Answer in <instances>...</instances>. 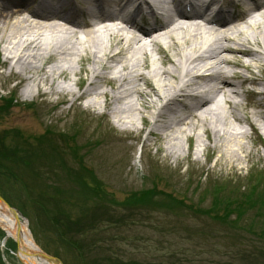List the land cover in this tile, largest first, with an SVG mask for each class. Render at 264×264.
<instances>
[{"label": "rangeland", "instance_id": "rangeland-1", "mask_svg": "<svg viewBox=\"0 0 264 264\" xmlns=\"http://www.w3.org/2000/svg\"><path fill=\"white\" fill-rule=\"evenodd\" d=\"M2 49L0 160L18 177H0V192L21 213L41 251L63 264H106L105 260L264 264V134L232 118H243L246 113L251 116L255 111H264V106L255 109L241 90L240 106L229 108L222 103L223 118L213 123L218 143L213 136L207 140L201 124L195 131L200 145L196 136L187 142L181 133L177 140L166 142L158 135L161 131L149 136L151 126L139 117L134 120L135 127L117 123L111 112L118 103L108 105L99 97V106L94 107L88 101L91 97L76 100L86 86L79 89L73 81L60 80L72 86L75 97L51 94L49 86L38 90L32 84L33 96L26 98L23 92L28 84H20L23 76L9 74L3 65ZM86 64L89 67L91 63ZM254 74L264 80V62L254 68ZM78 78L74 77L75 81ZM102 85V90H111L112 84ZM64 98L68 101L63 102ZM259 125L264 129L263 123ZM242 130L247 137H238L239 143L228 145L222 141L230 133L237 137ZM214 143L223 151H238L240 166L216 165L217 154L207 149ZM239 144L251 153L250 158L241 153ZM27 148L31 153H26ZM167 148L175 150V157L168 155ZM14 150L17 154L12 153ZM25 155L28 165L21 160ZM32 156L36 157L33 162ZM152 193L159 195L149 205L135 209L134 214L122 205L133 199L147 201L146 196ZM216 197L218 205H214ZM224 201H239L252 208L242 221L231 225L237 219L235 215L230 220H219L226 213L227 204L221 205ZM254 201L259 206L252 204ZM237 204L230 209L235 210ZM103 210L111 211L115 221L93 222L80 237L64 235V231L74 228L66 221L82 222ZM70 237L85 244L84 252L72 246ZM2 238L0 231V264H20L11 254L15 244L10 241L8 250H3Z\"/></svg>", "mask_w": 264, "mask_h": 264}, {"label": "bare ground", "instance_id": "bare-ground-1", "mask_svg": "<svg viewBox=\"0 0 264 264\" xmlns=\"http://www.w3.org/2000/svg\"><path fill=\"white\" fill-rule=\"evenodd\" d=\"M176 1L0 0L3 65L12 77L23 76L20 84H28L23 92L26 98L33 96L32 87L44 86L51 94L75 97L72 86L60 82L73 81L79 89L86 86L76 100L91 97L88 101L94 107L99 106V97L108 105L118 103L111 113L121 125L135 127L139 117L151 126L149 136L161 131L158 135L167 142L181 133L187 142L196 136L200 145L195 131L201 124L207 140L213 136L216 142L219 134L213 123L223 118L222 103L237 108L242 90L255 109L264 106V80L254 74V68L264 62V2L253 7L242 0H215L242 9L233 20L216 21L198 10L204 0H196L195 12L176 18L168 8ZM181 3L178 0V6ZM149 9L158 17L154 27L145 22ZM157 11L165 13V19ZM137 17H142L141 24ZM82 18L92 20L84 23ZM106 83L112 84L110 91L101 89ZM232 118L264 134L259 125H264V111ZM180 125L182 130L177 128ZM237 134L230 133L222 141L230 145L239 143L238 137H247L243 130ZM216 143L207 147L217 154L215 164L238 168V151H223ZM238 149L250 158L240 144ZM167 152L175 157V150L167 148ZM21 230L11 254L20 264H49L35 256L40 249L26 221L21 222ZM0 231L1 247L8 250L9 242L17 238V224L1 204Z\"/></svg>", "mask_w": 264, "mask_h": 264}, {"label": "trees", "instance_id": "trees-1", "mask_svg": "<svg viewBox=\"0 0 264 264\" xmlns=\"http://www.w3.org/2000/svg\"><path fill=\"white\" fill-rule=\"evenodd\" d=\"M48 137L51 139V142H52L53 140L51 138V135L48 136ZM48 141H49V139H48ZM45 143H47V142H45ZM28 151H29V153H31V151L27 148L26 149V153ZM12 153H16V151L14 150ZM21 153L24 154V152H21ZM21 160H24L26 165H28L29 161L27 163L28 159H27L26 155L24 156V159H21ZM35 160H36V157H34V156H32V158L30 159L31 162H33ZM12 171L13 170L11 169V167L5 166V162L3 160H0V177L1 178H5L6 179L7 177H9V178L16 177L17 174L14 173V171L13 172ZM2 195L11 204V202L8 200V198L4 194H2ZM157 195H159V193L148 194L149 197L146 196L148 198L147 201H146L145 198H141L140 200H138V199L134 200L133 199L132 201H128L127 203H124L122 205H123V207L126 206L125 208L130 213L134 214L133 211L135 209H137L138 207H141L142 205H145V204H146V206H147V204L149 205V201L153 200V198H156ZM214 199H215V201H214L215 204L214 205H218L219 197H216ZM236 203H239V204L236 205L235 210H231L230 208L232 206L234 207V205ZM225 204H227V203H225V201H224L221 205H225ZM252 204H255L256 206H259V204L257 202H255V201ZM154 205H156V203ZM249 206H251V204L246 205V203H245V204L240 205L239 201L229 202L224 207L225 210H226L225 215L224 216L222 215L221 217H219V220L221 221V218L230 220V217L231 216L234 217V215H235V217L237 219L233 220L230 223H231V225L232 224H237V223H239L240 221H242L244 219V216L248 213V210H251L252 207L249 208ZM88 217H89L88 220L87 219L85 221L81 220L82 222L71 223L70 221H66L67 225H73L74 224V228L73 229L70 228L71 230H69V231H64V233H65L64 235L70 234L71 236L76 235L77 237H80L81 235L86 234L88 232V230L92 228L91 225H93V222L96 223L97 221H100V220H106V222L115 221V219H113L115 216L112 214L111 211H108V210H103V211H101L99 213L91 214ZM256 217H260V215H258ZM117 221H122V219L117 218ZM62 225H66V224H62ZM89 227H91V228H89ZM62 228L66 229L65 227H62ZM87 228H89V229H87ZM262 233H264V232L262 231ZM70 238H73V237H70ZM71 241L73 242L72 246L75 247L77 251H79L81 253L84 252V250H83V247L85 245L84 243H81L80 241L75 240L74 238L71 239ZM105 263L106 264H139V263H137L135 261H131V262L125 263V262H121V261H118V260H114V261L105 260Z\"/></svg>", "mask_w": 264, "mask_h": 264}, {"label": "water", "instance_id": "water-1", "mask_svg": "<svg viewBox=\"0 0 264 264\" xmlns=\"http://www.w3.org/2000/svg\"><path fill=\"white\" fill-rule=\"evenodd\" d=\"M0 204L4 205L13 219L15 220V223L17 224V233H16V239L14 240L16 246L18 245V240L20 238V234L22 232L21 230V222H24V218L22 217L21 213L14 207H12L0 194ZM35 256L39 258L40 260H43L49 264H63L61 260L57 257L48 255L47 253L39 250Z\"/></svg>", "mask_w": 264, "mask_h": 264}]
</instances>
